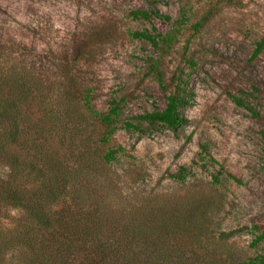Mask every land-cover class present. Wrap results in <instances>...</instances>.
Segmentation results:
<instances>
[{"label":"rangeland","instance_id":"374dc122","mask_svg":"<svg viewBox=\"0 0 264 264\" xmlns=\"http://www.w3.org/2000/svg\"><path fill=\"white\" fill-rule=\"evenodd\" d=\"M182 9L187 22L175 31ZM143 31L176 36L167 50L132 36ZM262 41L264 0H0V106L19 127L7 151L27 162L85 161L91 171L81 183L115 211L117 229L147 212L152 224L179 227L166 247L201 251L199 264L264 256V237L256 240L264 231V44L253 57ZM178 78L192 95L187 124L123 128L162 110ZM85 94L101 114L111 100L119 104L108 143ZM117 146L124 153L102 165ZM180 167L189 172L184 182L170 177ZM8 173L0 164V176ZM17 216L7 212L5 224Z\"/></svg>","mask_w":264,"mask_h":264},{"label":"trees","instance_id":"16d2710c","mask_svg":"<svg viewBox=\"0 0 264 264\" xmlns=\"http://www.w3.org/2000/svg\"><path fill=\"white\" fill-rule=\"evenodd\" d=\"M153 14L169 20L156 12ZM133 15L149 18V14L144 11H136ZM186 22V14L182 9L180 18L174 21L173 29L180 30ZM132 36L149 42L155 48L161 44L168 50L176 32L162 36L143 31L135 32ZM263 44L264 41L258 44L253 57L262 50ZM148 61L149 71L164 88L158 67L152 59ZM177 80L176 91L167 96L162 110L134 116L132 119L136 124L126 121L123 128L141 131V124L146 122L176 132L187 124L182 110L189 105L192 95L180 87L181 79ZM83 104L86 111L103 125L104 132L100 140L108 143L119 123L118 102L111 100L105 114L93 110L88 94L84 95ZM18 141L16 119L10 116L6 107L0 106V164L9 169L7 175L0 176V264L7 260L13 262L8 264H199L197 260L201 251L166 247V242L173 237L171 233L179 227L174 230L167 223L152 224L147 212L140 224L131 219L122 229H117L119 222L115 211L112 209L109 212L105 208L106 202L101 203L92 194H87L88 185L81 183L86 176L89 179L91 171L85 161H81L77 167H70L54 157L44 158L42 155L27 162L7 151L9 146L17 145ZM122 153L124 148L121 146L109 149L100 156V163L109 166ZM188 176L185 167H180L175 174L170 175L178 182H184ZM214 180L219 181L216 177ZM65 199L69 203L63 204ZM58 205L62 207L57 210L55 207ZM9 211L17 212L18 216L10 217L8 225L5 221L9 218L6 217ZM149 224L154 226L147 229ZM263 237L264 231L256 240ZM210 264H264V256L242 262Z\"/></svg>","mask_w":264,"mask_h":264}]
</instances>
